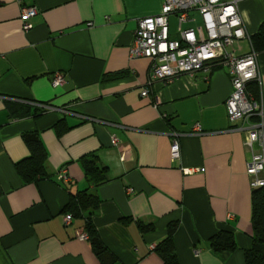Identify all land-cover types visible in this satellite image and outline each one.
<instances>
[{"label": "crops", "instance_id": "obj_1", "mask_svg": "<svg viewBox=\"0 0 264 264\" xmlns=\"http://www.w3.org/2000/svg\"><path fill=\"white\" fill-rule=\"evenodd\" d=\"M162 6L163 0H0V264H164L155 249L171 224L178 264H245L254 233L251 152L246 135L234 130L242 122L234 126L225 106L233 92L229 70L211 64L165 84L152 82L150 60L129 57L139 21ZM24 8L38 11L29 32L20 19ZM240 11L250 38L228 51L257 55L264 116V51L253 44L264 0H245ZM189 17L182 29L203 26L199 12ZM169 22L171 38L179 39L178 17ZM58 73L65 81L57 86ZM172 132L180 161L171 159ZM27 134L39 136L48 156V177L36 184H25L16 170L31 155ZM91 156L106 170L98 185L83 164ZM85 191L100 200L91 219L113 262H101L82 239L85 220L65 224L66 206ZM221 231L234 235V252L211 250Z\"/></svg>", "mask_w": 264, "mask_h": 264}, {"label": "built area", "instance_id": "obj_2", "mask_svg": "<svg viewBox=\"0 0 264 264\" xmlns=\"http://www.w3.org/2000/svg\"><path fill=\"white\" fill-rule=\"evenodd\" d=\"M245 0H163L159 15L145 17L139 21L134 42L129 51L131 59L146 58L151 61L152 82L169 84L183 75H194L198 71L210 70L211 64L227 68L233 87L231 96L225 102L229 120L235 126L236 132L246 135V145L250 149V160L247 173L251 177L253 188H264V149L259 143L264 141V120L262 103L256 101L247 91L250 82L261 85V73L257 55L251 53L238 57L228 51L229 47L241 40L249 39L241 11L240 3ZM197 11L203 19V26L196 31L184 30L182 26L191 21L189 12ZM38 15L35 8H24L21 12L23 30L33 29L31 20ZM171 15H176L179 21V39L170 35ZM91 26V24H89ZM64 74L54 76L55 85H63ZM143 97L149 95L143 92ZM50 109V108H49ZM171 159L181 160V146L178 134L171 133ZM113 145L118 141L113 138ZM186 175L204 172V169H184ZM59 180L67 182L65 172L59 174ZM134 190L129 189L130 194ZM73 216L65 217V224L70 226ZM88 235L82 239L87 240Z\"/></svg>", "mask_w": 264, "mask_h": 264}, {"label": "trees", "instance_id": "obj_3", "mask_svg": "<svg viewBox=\"0 0 264 264\" xmlns=\"http://www.w3.org/2000/svg\"><path fill=\"white\" fill-rule=\"evenodd\" d=\"M253 44L258 51H264V24L257 35L253 37ZM247 91L256 100H260L261 89L258 82H250ZM31 155L16 164V170L25 184H36L48 177L47 152L39 136L27 134L24 137ZM87 179L92 185H98L106 180V170L101 168L95 156L85 158L83 161ZM253 215V246L245 253V264H264V188H253L251 197ZM100 200L88 192L78 193L73 196L66 206L65 214H71L74 219L85 220V232L92 242L97 257L101 262L110 260L108 250L99 240L97 231L91 219V215L99 209ZM142 232H148L150 227L141 226ZM177 224H171L168 228L167 238L155 249L164 264H178L174 247V234ZM234 235L227 231H221L210 239V248L216 254L234 252L237 249ZM113 262V258L111 259Z\"/></svg>", "mask_w": 264, "mask_h": 264}]
</instances>
